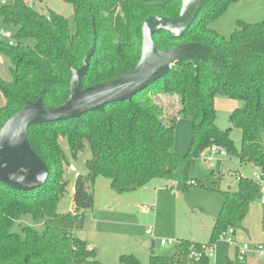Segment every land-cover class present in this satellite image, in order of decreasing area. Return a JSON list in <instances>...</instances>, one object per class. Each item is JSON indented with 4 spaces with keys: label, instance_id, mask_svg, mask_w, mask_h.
Returning a JSON list of instances; mask_svg holds the SVG:
<instances>
[{
    "label": "trees",
    "instance_id": "16d2710c",
    "mask_svg": "<svg viewBox=\"0 0 264 264\" xmlns=\"http://www.w3.org/2000/svg\"><path fill=\"white\" fill-rule=\"evenodd\" d=\"M63 1L72 8L74 32L54 12L40 14L21 0H13L11 7L0 5L2 23L16 29L14 45L0 41V55L9 60L11 77L9 82L0 77V129L27 103L41 100L46 108L63 104L70 94L71 72L81 67L92 46L82 89L131 74L140 59L142 23L150 17L175 20L181 8V0ZM239 1L198 0L196 19L181 38L153 34L158 51L184 44L191 57L177 61L129 101L106 105L102 112L78 119L27 129L29 145L46 165L48 179L30 192L0 183V264H101L96 249L72 235L83 228L85 214L93 209L98 178L108 180L115 194H130L153 180L170 181L178 169L186 176L210 148L217 147L225 151L226 161L255 168L264 180V20L258 24L238 21L228 40L209 28L229 4ZM26 41L35 45L30 47ZM216 97L242 102L231 112L226 130L215 125ZM159 101L167 105L175 101V114L170 117ZM178 118L189 120L192 129L183 156L175 154L173 145ZM232 129L241 133L239 150L230 138ZM60 140L66 142L73 160L85 145L91 153L84 164L87 175L75 180L73 212L66 215L57 213L67 191L64 168L69 166ZM190 186L204 188L185 180L176 190L186 195ZM260 191L254 180L243 178L235 191L218 192L222 206L208 242L180 240L172 257H150L148 264H209L208 249L220 237L242 230ZM24 216L43 222V231L24 227L14 232L15 222ZM118 264L138 263L122 256Z\"/></svg>",
    "mask_w": 264,
    "mask_h": 264
},
{
    "label": "rangeland",
    "instance_id": "374dc122",
    "mask_svg": "<svg viewBox=\"0 0 264 264\" xmlns=\"http://www.w3.org/2000/svg\"><path fill=\"white\" fill-rule=\"evenodd\" d=\"M33 4L40 14L51 11L63 16L71 32H74L72 8L63 0H33ZM12 5L13 0H7V6ZM263 20L264 0H240L229 4L221 16L209 23V28L228 40L238 21L258 24ZM0 32L7 37L4 39L0 36V41L15 42L16 29L4 25L1 19ZM24 43L30 47L35 45L34 41ZM9 68V60L0 55V77L5 82L11 80ZM159 103L166 108L170 117L178 108L175 101L168 105L160 101ZM241 106L240 101L216 97L215 125L220 130L230 128L229 116ZM191 136L189 120L178 118L173 131L175 154L183 156L187 153ZM230 138L239 150L240 131L232 129ZM59 144L69 160V166L64 168L63 179L67 182V191L61 198L57 213L66 215L73 212L75 180L78 176L87 175L84 164L91 158V153L85 145V149L73 160L70 158L66 142L60 140ZM233 162L237 163L235 160ZM250 169L252 173L257 171L252 167ZM233 171V165L229 162L214 157L210 163L197 162L186 176L182 169H178L172 174L170 181L153 180L144 188L125 195L115 194L111 191L108 180L98 178L94 185L93 209L85 214L83 228L73 231L72 235L75 239L87 243L90 248L96 249V260L101 264H118L122 256H131L138 264H148L150 257L170 258L180 240L204 245L209 240L214 220L222 206V197L218 192L237 189L235 177H230L229 174ZM185 180L189 185L203 184L204 188L190 186L188 193L183 195L176 187ZM144 207L148 209L147 212H144ZM24 227L38 232L44 229L43 222H34L30 216H24L15 222L13 231L20 233V229ZM148 229L152 230V236L146 234ZM227 235L231 236L229 233ZM231 238L236 245L246 243L261 245L264 248V190L260 191L259 199L250 205L242 223V230L237 231ZM162 240L169 243L161 246ZM208 260L209 264H228L229 261L234 263L236 247L228 245L224 239H219L208 255ZM253 264H264V259L255 260Z\"/></svg>",
    "mask_w": 264,
    "mask_h": 264
},
{
    "label": "water",
    "instance_id": "95a60500",
    "mask_svg": "<svg viewBox=\"0 0 264 264\" xmlns=\"http://www.w3.org/2000/svg\"><path fill=\"white\" fill-rule=\"evenodd\" d=\"M197 13L198 0H181L177 19H146L140 29V59L132 73L111 83L82 89L81 80L94 50L92 46L81 67L71 72L70 94L63 104L46 108L41 100L35 104L27 103L23 110L3 124L0 129V183L20 192H30L43 186L48 179V170L31 149L27 140V129L34 125L78 119L91 112H102L106 105L129 101L147 89L177 61L191 57L184 44L158 51L152 41L153 34L164 32L172 39H179L194 22ZM231 236H234V232H231Z\"/></svg>",
    "mask_w": 264,
    "mask_h": 264
},
{
    "label": "built area",
    "instance_id": "2783aa9c",
    "mask_svg": "<svg viewBox=\"0 0 264 264\" xmlns=\"http://www.w3.org/2000/svg\"><path fill=\"white\" fill-rule=\"evenodd\" d=\"M22 3L28 7H34L33 4V0H21ZM0 5L1 6H7V0H0ZM0 36L4 39H7L6 35L2 32H0ZM9 46H12L15 44V42L11 41V40H7L6 42ZM216 157L218 159H221L222 161H226L227 157H226V153L224 150L218 149L217 147H212L209 149L207 156L202 158L203 162H212L213 158ZM230 177H235L236 181L243 179V178H250L252 180H254V182L260 187L261 190H264V180L262 179V176L260 173H258L257 171L251 173L249 176L244 175L241 172H232L229 173ZM146 234L149 236L153 235L152 230L148 229L146 231ZM220 239H224L226 240V243L230 246H235L236 247V252H237V256H236V260L239 263H243L246 258L250 255L253 254L258 260H262L264 259V248L261 245H249V244H241V245H236L235 242H233L231 236H222L220 237ZM169 242L166 241H160V245L161 246H165L167 245ZM212 249H208V251L206 252L207 256L210 254Z\"/></svg>",
    "mask_w": 264,
    "mask_h": 264
},
{
    "label": "crops",
    "instance_id": "0c3cea01",
    "mask_svg": "<svg viewBox=\"0 0 264 264\" xmlns=\"http://www.w3.org/2000/svg\"><path fill=\"white\" fill-rule=\"evenodd\" d=\"M226 162H228V161H226ZM229 164L233 165V169H234L233 172H241V173H244L246 175H250L252 173V170L250 169L251 168L250 166H246V167L239 166L238 163H234L233 161L229 162ZM230 185H232V183H230ZM171 189H173V186L171 187ZM144 208H145L144 212H147L148 209L146 207H144ZM151 245H152V248H153L154 247V242L153 241H152ZM236 256H237V252H236ZM255 260H258V259L253 254H250L246 258V260L244 262H245V264H253V262ZM234 263L236 264V263H239V262H237V260H236V262H234Z\"/></svg>",
    "mask_w": 264,
    "mask_h": 264
}]
</instances>
